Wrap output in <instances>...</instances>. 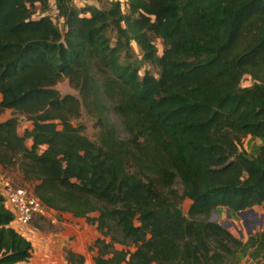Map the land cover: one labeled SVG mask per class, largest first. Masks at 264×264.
I'll list each match as a JSON object with an SVG mask.
<instances>
[{
    "label": "trees",
    "instance_id": "obj_1",
    "mask_svg": "<svg viewBox=\"0 0 264 264\" xmlns=\"http://www.w3.org/2000/svg\"><path fill=\"white\" fill-rule=\"evenodd\" d=\"M35 2L51 5L0 0L2 170L17 163L48 208L94 226L95 264L264 253V229L242 241L210 219L218 206L264 207V0H53L63 29L33 17ZM63 77L77 95L55 87ZM81 108L95 140L72 122ZM247 135L263 139L253 155ZM12 219L0 193V264H26L32 241ZM65 259L86 260L71 248Z\"/></svg>",
    "mask_w": 264,
    "mask_h": 264
},
{
    "label": "rangeland",
    "instance_id": "obj_2",
    "mask_svg": "<svg viewBox=\"0 0 264 264\" xmlns=\"http://www.w3.org/2000/svg\"><path fill=\"white\" fill-rule=\"evenodd\" d=\"M108 0H72V2L77 5L81 6L85 3H91L95 4L99 7H106ZM124 1V0H120ZM31 9L34 11L33 17H37L41 15L44 12L49 13L55 24L60 28L63 29V19L57 15V11L55 10V6L53 3V0H51V5L46 11H42L39 8L38 2H35L31 5ZM156 44L159 50H161L162 45L160 40H156ZM134 49L136 53H138L137 46L133 43ZM146 68H149L150 71L156 73L157 69L156 67L145 63L143 65ZM55 87L60 91L61 94L64 93H72L77 95V91L72 88L68 80L66 78L60 79L56 84ZM11 114V111H4L2 113L1 117H5ZM19 115V114H18ZM22 117V116H21ZM19 119L18 124V130L20 132L23 131V128L25 126H31L29 121H26L24 118ZM72 122L74 124H82L83 126V133L86 134L91 139L95 140L98 136V127L94 125V119L88 115L84 108H81V114L77 118H72ZM263 142V139L260 137H254L251 135H247L242 140L241 148L244 150L247 154L253 155L258 150L259 145ZM26 143L29 144L30 140L26 139ZM3 174L8 177L15 185H29L30 187L33 186V182L23 179L22 173L18 167V164H13L10 166H7L3 170ZM177 187H180V184L178 182L175 183ZM190 200L185 199L181 203V209L184 214H186L188 205ZM255 210L254 212H248L243 217L238 215L236 211L228 210L223 206H218L215 209V212L212 213V217L222 222L228 224L227 228L229 231H231L234 235L238 236L242 241H245L249 235H252V238H255L261 230L264 229V207L262 205H254L252 206ZM51 215H54L57 217L59 223H52L51 222ZM61 223L65 224H72L76 229L79 230V244L81 247L86 248L87 245L92 241L94 236L97 235V231L95 230L94 226L91 224L85 223V220L83 219H76L70 220V217L63 216L61 213L53 214L49 213L46 216H40L34 218L31 223H29V229H34L36 233L40 232L43 236H39L40 240H50L52 243L50 245H45L48 248H45L40 254V248L35 247V251L37 253H34V259L33 264H41V263H47V262H57L58 264H65L63 260V256H65V250L68 248L67 243L65 241H61L60 243H54L55 240L59 239L58 236L54 235V232H60L63 231V226ZM53 233V235H52ZM29 237H34L33 233L29 231L28 234ZM54 236V237H52ZM72 239H75V236L72 237ZM71 237L68 238L67 242H71ZM35 240V239H34ZM66 240V239H65ZM53 245V246H51ZM51 246V247H50ZM50 247V248H49ZM40 252V253H39ZM86 255L88 257H91L92 253L86 249L85 251ZM257 261H264V253H256L253 246H249L246 250L239 251L236 257H231L226 262V264H254ZM91 264H93L91 262Z\"/></svg>",
    "mask_w": 264,
    "mask_h": 264
},
{
    "label": "built area",
    "instance_id": "obj_3",
    "mask_svg": "<svg viewBox=\"0 0 264 264\" xmlns=\"http://www.w3.org/2000/svg\"><path fill=\"white\" fill-rule=\"evenodd\" d=\"M0 193L6 207L13 214L11 224L27 237H29V223L36 217L48 215L52 210L34 193L32 187L15 185L3 174L1 167Z\"/></svg>",
    "mask_w": 264,
    "mask_h": 264
},
{
    "label": "crops",
    "instance_id": "obj_4",
    "mask_svg": "<svg viewBox=\"0 0 264 264\" xmlns=\"http://www.w3.org/2000/svg\"><path fill=\"white\" fill-rule=\"evenodd\" d=\"M8 111V110H7ZM50 213H53V214H58V213H61V212H57L56 210H51V212ZM63 216H68V217H70V220L71 219H73V220H76V219H82V218H76V217H74V216H72L70 213H67V212H63V213H61ZM51 222L52 223H59V221L60 220H58L57 219V217H55L54 215H51ZM84 220V219H83ZM86 223V222H85ZM62 224V226H63V231H61V233L60 232H54V235H56V236H58L59 237V239L57 240H55V242L54 243H60L61 241H65L66 243H67V246H68V248H71V249H73L74 251H77V252H80V253H82V254H84V256H85V258H86V260H85V263L84 264H91V262L93 263V264H95L94 262H93V260H92V258L91 257H88L87 255H86V253H85V251H86V249H87V247L86 248H83V247H81V245L79 244V237H80V234H79V230H78V228L76 229L72 224H65V223H61ZM88 224V223H87ZM29 228V227H28ZM29 231L31 232V233H33V235H34V237H29L30 238V240L32 241V246H33V249H32V255H31V257L29 258V260L26 262V264H33V259H34V253L36 254L37 253V251H35L34 249H35V247L37 248V247H39L40 248V252L41 251H43L45 248H48V246L46 247L45 245L47 244V245H50V243H52L50 240H40V238H39V236H43L40 232H38V233H36V231L34 230V229H29ZM52 235H53V233H52ZM75 236V239H72V237H74ZM52 237H54V236H52ZM71 237V242H67L68 241V238H70ZM95 237V236H94ZM35 239V240H34ZM66 239V240H65ZM51 246H53V245H51ZM50 246V247H51ZM49 247V248H50ZM39 252V253H40ZM40 254H42V252L40 253ZM63 260H64V263L65 264H69L68 262H67V260L65 259V256H63ZM58 263H60L59 261H57L56 263L54 262H47V263H41V264H58ZM35 264V263H34Z\"/></svg>",
    "mask_w": 264,
    "mask_h": 264
},
{
    "label": "water",
    "instance_id": "obj_5",
    "mask_svg": "<svg viewBox=\"0 0 264 264\" xmlns=\"http://www.w3.org/2000/svg\"><path fill=\"white\" fill-rule=\"evenodd\" d=\"M21 119H23V118H21ZM228 210H229V209H227V211H228ZM213 212H215V209H213ZM248 212H254V213H255V210H254L253 207H249V208H246V209H241V210H237V211H236V213H237L238 215H240L241 217H243V216H244L245 214H247ZM210 219L215 220L212 216H211ZM221 224H223L225 227L228 226V224L225 223L224 221H222Z\"/></svg>",
    "mask_w": 264,
    "mask_h": 264
}]
</instances>
